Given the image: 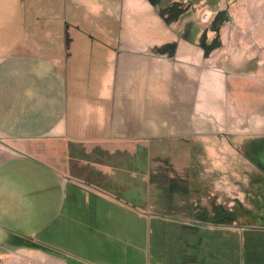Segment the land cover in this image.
<instances>
[{"label":"crops","instance_id":"1","mask_svg":"<svg viewBox=\"0 0 264 264\" xmlns=\"http://www.w3.org/2000/svg\"><path fill=\"white\" fill-rule=\"evenodd\" d=\"M121 3L117 44L116 0H0V242L33 237L81 264H264V217L246 220L264 192L244 189L264 182V0L234 3L208 56L158 15L176 40H148L132 19L156 6ZM132 56L173 69L154 87L152 71L124 77Z\"/></svg>","mask_w":264,"mask_h":264},{"label":"rangeland","instance_id":"2","mask_svg":"<svg viewBox=\"0 0 264 264\" xmlns=\"http://www.w3.org/2000/svg\"><path fill=\"white\" fill-rule=\"evenodd\" d=\"M109 1V0H108ZM123 2V0H116V5L118 6L117 12V22L113 20L106 19V25L110 26L114 29V35L117 36V44L120 38V33L122 30V21L121 18L123 16V6L122 3L119 5V2ZM148 2L152 3L156 6L155 14H151L150 11H143L135 16V19H132V22L135 24L143 25V29L151 27V33L148 35V40H176V35L170 32L169 35H164L162 25H152L149 24V18H155L156 15L162 20L165 27H169L171 30H175V33L179 34L182 39L189 40L191 39L192 42L198 41L200 38V44L206 46L207 44L212 43V46H219L223 45V39L221 37V29H226L230 22L229 11L230 8L234 3L238 0H147ZM129 8V6H127ZM126 9V7H125ZM210 11V20L207 22L203 21L204 15ZM100 15V14H99ZM107 18V17H106ZM131 21V20H130ZM152 25V26H151ZM218 25V26H217ZM142 30L141 32H143ZM209 32L213 33L210 35ZM140 33V32H139ZM139 35H143L146 38V34L140 33ZM139 36H137V39ZM224 38H226L224 34ZM136 35L134 30L131 29V25L127 24L124 32H123V39L127 45H134ZM175 46L177 43H169L165 45L161 49H156V54L167 53L170 56L174 55ZM210 46V48H212ZM209 49V48H208ZM187 46L184 44L180 47V55H187L190 51ZM122 71L124 72V77L130 75L133 72L141 73L142 71L147 70L148 72L152 71L153 73V84L154 87L158 86L159 82L156 79L161 76L162 73L168 74V72L173 69L170 65L168 67L166 64L158 65L156 62L154 64L145 66L144 62L138 57H130L125 58L123 60ZM175 73H178V70H175ZM163 74V75H164ZM171 82V81H170ZM163 84V83H162ZM167 88L173 86L175 91L170 92V102L169 104H173L174 108L178 112L181 111L180 103H189L190 96L185 90L181 89V86L178 82H174V85L169 86ZM172 107V106H171ZM170 107V108H171ZM166 108V107H165ZM163 107H160L159 112H164ZM188 108H186L187 110ZM166 114L162 116L165 117ZM174 120V119H173ZM188 121V120H187ZM187 123V122H186ZM254 142V141H251ZM257 142V141H255ZM251 143V149L252 150ZM156 171H169L171 166H156ZM186 169V168H185ZM174 171V169H173ZM171 172V171H169ZM185 172V171H184ZM252 184V183H251ZM260 189L264 192V182L256 180L253 182L252 186L244 185V189L248 191H252L254 189ZM255 191V190H254ZM261 192V193H262ZM235 216L243 217L242 213H235ZM264 217V214H257L253 213L246 219L247 221H254L256 223L262 222L261 218ZM15 235H11L7 241L0 242V264H81L72 260L71 258L67 257L62 252H59L49 246L48 244L40 243L37 239L33 237H20V241L12 242V237Z\"/></svg>","mask_w":264,"mask_h":264},{"label":"trees","instance_id":"3","mask_svg":"<svg viewBox=\"0 0 264 264\" xmlns=\"http://www.w3.org/2000/svg\"><path fill=\"white\" fill-rule=\"evenodd\" d=\"M219 48V46H212V48H209V49H207L206 51H205V53H206V56H208V54L209 53H211V51H214L215 49H218ZM219 212L218 213H216V216H217V218L219 217V216H225V214L224 213H220V212H222V211H220V210H218ZM223 216V217H224ZM20 239V237H17L16 235L15 236H13L12 237V242H18V241H20L19 240Z\"/></svg>","mask_w":264,"mask_h":264},{"label":"built area","instance_id":"4","mask_svg":"<svg viewBox=\"0 0 264 264\" xmlns=\"http://www.w3.org/2000/svg\"><path fill=\"white\" fill-rule=\"evenodd\" d=\"M229 1H233V0H229ZM210 14H205L204 17H203V21H208L210 19ZM4 264V263H2Z\"/></svg>","mask_w":264,"mask_h":264}]
</instances>
